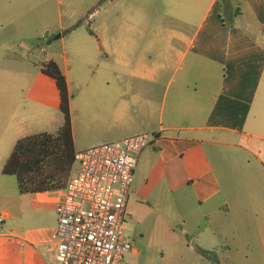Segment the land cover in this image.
<instances>
[{
  "label": "crops",
  "instance_id": "0c3cea01",
  "mask_svg": "<svg viewBox=\"0 0 264 264\" xmlns=\"http://www.w3.org/2000/svg\"><path fill=\"white\" fill-rule=\"evenodd\" d=\"M121 1L126 13L117 33L110 35L103 23L102 31L89 35L98 43L101 56L123 64L127 77L123 91L120 87L84 90L75 112L71 101L72 120L80 115L86 121L103 122L110 132L124 130L122 138H100L98 143L157 133V140L139 158L127 211L158 208L174 195L181 218L188 207L190 213H202L209 224L217 214L231 213L213 158L226 162L220 149H236L250 175L246 186L250 184L251 189L246 192L262 195L253 200L239 198L237 206L252 208L261 223L264 245V0ZM96 2L91 6L95 8ZM9 5L12 8L5 9L0 1V32L5 26L12 30L29 27L30 22L38 23L41 32L52 28V0L11 1ZM151 5L161 12L154 21L146 16ZM5 11L23 17L8 18ZM60 29L64 30L63 24ZM167 76L168 87L176 81L171 95L170 90H161ZM86 91L99 93L87 96ZM125 96L132 102L125 101ZM4 165L0 156V215L5 217L0 229V264H56L51 241L59 194L20 193L18 182L15 186L9 180L14 176L3 174ZM219 230L215 233L221 242L226 241L222 246L226 258L214 262L219 245L213 244L204 250L207 256L200 263L238 264L230 257L233 249L225 230L221 226ZM251 255L246 260L264 264V246Z\"/></svg>",
  "mask_w": 264,
  "mask_h": 264
},
{
  "label": "rangeland",
  "instance_id": "374dc122",
  "mask_svg": "<svg viewBox=\"0 0 264 264\" xmlns=\"http://www.w3.org/2000/svg\"><path fill=\"white\" fill-rule=\"evenodd\" d=\"M0 1L6 9L12 8L9 2L20 0ZM93 1L52 0L50 30L41 32L38 23L30 22L29 27L21 26L17 30H12L5 26L0 32L1 165L10 157L18 140L44 132L56 134L63 125L59 91L55 81L43 73L45 64L50 60L56 61L66 75L74 112L81 106L80 93L84 90L120 87L123 91L127 80L123 64L116 63L114 58L107 59L101 56L97 50L98 43L89 33L102 31L101 27L105 23L108 25V33L116 34L118 26L125 20L126 10L121 0L117 3L111 0H96L98 4L95 8L91 6ZM13 10L17 9L13 7ZM96 10L97 13L89 18V14L95 13ZM5 12L8 18L23 17L13 15L9 11ZM160 13L151 5L148 6L146 16L148 20L154 21L160 17ZM223 18L229 23L226 15ZM61 24L64 25V30L60 29ZM62 37L65 39L62 40ZM121 49L122 47L119 48L122 52ZM178 78L179 76L177 80ZM169 81V76L162 80L161 90L162 93L170 90L171 95L176 87V81L171 82L168 87ZM86 93L89 96L90 93L99 92ZM124 99L132 102L128 96ZM72 126L77 152L107 143V141L98 143L100 138H122L120 135L124 133V130L110 132L103 122L86 121L80 115L78 117L74 115ZM220 150L227 156L226 162L218 158H213V161L217 171L222 174L225 196L230 201L231 213L217 214L209 224L202 213L195 212L196 210L190 213L188 207L184 209L185 218H181L178 216L180 207L177 206L174 195L168 198V203L161 202L158 208L132 207L127 211V234L141 255L129 253L125 257L126 263L201 264L207 256L204 250L212 248L213 244L219 245L213 258L214 262L216 258L224 259L226 255L222 246L226 241L221 242L219 234L216 237L221 226V231L226 232L228 245L233 249L230 257L237 259L238 264H252L251 260H246V256L251 259V252L264 246L259 234L261 223L259 219H255L252 208L237 206V199L253 200V197L258 199L262 198V195L255 191L250 192L251 194L246 192L251 189L250 184L246 186L250 183L247 180L250 175L241 165V159L236 155L238 151L229 148ZM228 173H231L229 177ZM9 180L17 185L15 176ZM244 209L248 210V213H244ZM261 262L262 259L258 263Z\"/></svg>",
  "mask_w": 264,
  "mask_h": 264
},
{
  "label": "built area",
  "instance_id": "2783aa9c",
  "mask_svg": "<svg viewBox=\"0 0 264 264\" xmlns=\"http://www.w3.org/2000/svg\"><path fill=\"white\" fill-rule=\"evenodd\" d=\"M157 133L135 134L76 153L73 172L57 191L52 234L56 264H129L136 254L127 234V204L142 152ZM5 217L0 215V229Z\"/></svg>",
  "mask_w": 264,
  "mask_h": 264
},
{
  "label": "trees",
  "instance_id": "16d2710c",
  "mask_svg": "<svg viewBox=\"0 0 264 264\" xmlns=\"http://www.w3.org/2000/svg\"><path fill=\"white\" fill-rule=\"evenodd\" d=\"M43 73L51 77L60 95L64 122L56 134L40 133L17 141L3 168V174L17 178L19 191L56 192L64 189L75 164V141L71 116V97L66 75L54 60L45 64Z\"/></svg>",
  "mask_w": 264,
  "mask_h": 264
}]
</instances>
